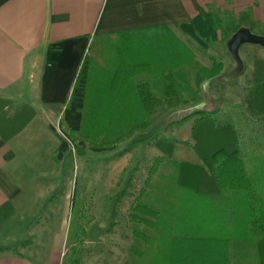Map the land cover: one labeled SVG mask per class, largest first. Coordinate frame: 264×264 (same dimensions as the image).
Returning <instances> with one entry per match:
<instances>
[{
    "label": "crops",
    "instance_id": "crops-1",
    "mask_svg": "<svg viewBox=\"0 0 264 264\" xmlns=\"http://www.w3.org/2000/svg\"><path fill=\"white\" fill-rule=\"evenodd\" d=\"M149 29L215 49L224 70L205 83V102L194 106L205 105V112L221 120L224 108L217 106L218 93L233 96L234 102L228 100L226 108L230 103L243 124L258 131L245 152L260 154L264 149V116L252 105L264 71L243 80L252 67L247 61L242 65L250 53L240 56L245 45L259 47L262 53L264 47L244 43L236 53L231 47L242 29L264 36V0H0V99L11 103V114L22 107L34 112L11 139L0 132V209L12 208L8 221L0 223V264H66L71 187L66 181L64 207L54 205L63 162L54 160L60 139L52 127L62 119L85 58L91 56L102 64L107 57L100 50L102 44L122 33ZM210 62L212 66L211 58ZM93 75L98 90L108 82L105 71L94 68ZM101 100L99 96L95 105L101 106ZM114 188V198L125 194V190L116 194ZM189 197L195 213L211 208L217 198L194 191ZM222 198L221 204L228 201ZM61 218L62 223L56 221ZM56 223L60 227H53ZM48 236H52L49 246Z\"/></svg>",
    "mask_w": 264,
    "mask_h": 264
},
{
    "label": "trees",
    "instance_id": "trees-1",
    "mask_svg": "<svg viewBox=\"0 0 264 264\" xmlns=\"http://www.w3.org/2000/svg\"><path fill=\"white\" fill-rule=\"evenodd\" d=\"M216 23V29L221 31ZM100 50L107 55L102 64L91 56L82 64L60 121L63 135L52 127L60 139L54 155L57 163L73 148L81 156L87 148L113 151L146 133L165 109L199 104L205 83L220 77L224 70L223 63L215 58L210 68H197L194 52L160 29L119 34L116 40L102 44ZM94 68L105 71L108 79L104 87L99 85V90L93 84ZM99 96L106 100L104 104L101 100V106L95 105ZM252 105L264 116V82ZM10 108V102L0 99V132L6 140L19 134L34 115L28 107L14 114ZM192 141V146L174 141L158 144L163 156L154 160L145 189L129 210L135 240L129 249L131 257L137 264H264V171L248 172L245 161L251 149L245 152L235 125L219 120L215 113L196 114ZM176 144L190 147L193 161L176 160ZM166 163L173 174L159 175L163 186L158 182L153 187L152 178ZM175 184L183 192L228 200L230 214H244L243 231L236 226L227 229L225 218L213 213V204L209 213H195L190 210L189 196L174 200ZM147 188L153 194L148 195ZM157 192L167 198L158 197ZM11 214L12 208H1L0 222ZM74 236V243L81 244L87 234L82 229Z\"/></svg>",
    "mask_w": 264,
    "mask_h": 264
},
{
    "label": "rangeland",
    "instance_id": "rangeland-1",
    "mask_svg": "<svg viewBox=\"0 0 264 264\" xmlns=\"http://www.w3.org/2000/svg\"><path fill=\"white\" fill-rule=\"evenodd\" d=\"M184 43L196 53L197 68H210V58L213 59L212 57L220 61L215 49L210 47L203 49L200 45H191L188 41ZM245 46L240 51V56L243 57L245 53H250V57L248 59L243 57L242 65L247 61L252 67V71L247 70L242 79L249 81L251 77L249 74L254 76L257 72L264 71V53L259 47ZM205 97L203 94L201 102H205ZM218 97L220 99L217 100L221 104L223 103L222 107L220 103L217 104L218 108H224V115L220 116L221 121L226 120V122H232L235 125L236 130L244 140V148L247 147L248 150L258 131L254 132L256 129L244 125L243 120L238 117V112L231 111L230 103L227 105L228 109L226 108L225 105L228 100L234 102L233 96L227 97L219 91ZM206 109L205 105L194 106V104L176 110L165 109L154 118L151 128L146 133L136 135L134 139L120 145L113 151H92L87 148L85 154L81 156L73 148L72 152L64 157L61 164L62 176L60 180L62 185L57 190L59 191L57 200L53 202H56L54 205L59 208L64 207V185L68 181L71 187V207L65 220L68 232L64 258L66 264H74L75 261H78L79 264H137L138 261L131 257L129 252V249L135 244V240L131 231L133 225L130 224L128 215L134 200L145 189L143 188L144 183L154 160L163 156V151L158 148V144L162 141H174L180 144L185 142L191 146L194 145L192 141L194 119L197 113L206 111ZM261 142L264 143V138ZM166 148L169 146L166 145ZM175 149L177 151L176 154L174 153L176 160L193 161L194 157L190 156V147L176 144ZM168 151L172 152L170 149ZM245 163L249 173L255 170L264 171V149H261L260 154L248 155ZM171 173L173 174L172 169L166 163L165 166L161 167L159 173L152 178L153 187L158 182L159 185L163 186V180L159 178V175L170 176ZM115 186L116 194L122 190H125V194L114 198ZM173 187H175L173 196L176 195L177 197L174 200L190 196L189 192H183L181 187H176V184ZM146 192L148 195L153 194L151 188H147ZM157 194L160 198H167L164 193L157 192ZM219 200L217 197V203L216 201L213 203V213L217 217L225 218L227 229L236 226L237 230L243 231L244 214L238 213L235 217L228 213L231 203L225 201L221 204ZM53 202L49 204H53ZM179 204L180 202L177 201L175 205L178 207ZM209 210L208 207L205 211L202 210V213H209L207 212ZM8 219L9 217L2 219L0 223H4ZM62 220L61 218L56 221L62 223ZM53 227L60 226L56 223ZM82 229H87V237L84 243H74V235ZM11 232L9 231V234ZM201 233L203 232L200 231ZM51 238L52 236H48V246ZM74 250L75 253H73ZM18 251L20 252V250Z\"/></svg>",
    "mask_w": 264,
    "mask_h": 264
},
{
    "label": "water",
    "instance_id": "water-1",
    "mask_svg": "<svg viewBox=\"0 0 264 264\" xmlns=\"http://www.w3.org/2000/svg\"><path fill=\"white\" fill-rule=\"evenodd\" d=\"M244 43L260 45L264 47V36H257L252 34L251 31L247 29H242L234 36V39L231 42L232 50L236 53L239 46Z\"/></svg>",
    "mask_w": 264,
    "mask_h": 264
},
{
    "label": "built area",
    "instance_id": "built-area-1",
    "mask_svg": "<svg viewBox=\"0 0 264 264\" xmlns=\"http://www.w3.org/2000/svg\"><path fill=\"white\" fill-rule=\"evenodd\" d=\"M56 130L60 135H63L61 128H60V122H58L57 126H56ZM74 151V150H73Z\"/></svg>",
    "mask_w": 264,
    "mask_h": 264
}]
</instances>
